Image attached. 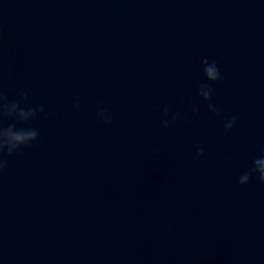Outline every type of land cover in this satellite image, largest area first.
<instances>
[{
	"label": "water",
	"instance_id": "1",
	"mask_svg": "<svg viewBox=\"0 0 264 264\" xmlns=\"http://www.w3.org/2000/svg\"><path fill=\"white\" fill-rule=\"evenodd\" d=\"M0 90L48 113L4 157L0 264H264V184H238L264 155V0H0Z\"/></svg>",
	"mask_w": 264,
	"mask_h": 264
},
{
	"label": "clouds",
	"instance_id": "2",
	"mask_svg": "<svg viewBox=\"0 0 264 264\" xmlns=\"http://www.w3.org/2000/svg\"><path fill=\"white\" fill-rule=\"evenodd\" d=\"M203 72L207 82L215 83L221 79L220 70L216 62L209 61L208 58L202 60ZM213 89L210 83H201L198 87L197 96L207 103L208 111L213 114H219L216 106L211 103ZM27 93L21 92L18 98H8L7 95L0 90V175L5 169L6 160L4 157H12L20 154L22 150L35 142H38L39 131L34 127H17V123L21 125H30L32 121L43 116H47L43 106L25 107L28 102ZM74 107L79 108V100L74 104ZM167 115L169 108L165 106L163 109ZM192 111H198V107L193 105ZM11 118L5 123V118ZM97 118L103 123L109 124L112 120V114L107 110L100 108L97 112ZM179 118V113L172 114L170 119L161 121V127L167 129L174 126ZM237 122L235 116L226 120L224 123L225 131L231 130ZM204 154L203 149L197 151V156ZM255 177L261 184H264V155L255 158L252 161L251 167L245 170L238 179V184L245 186Z\"/></svg>",
	"mask_w": 264,
	"mask_h": 264
}]
</instances>
